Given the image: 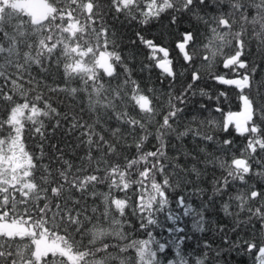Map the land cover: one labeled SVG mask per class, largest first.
Instances as JSON below:
<instances>
[{
    "label": "snow or ice",
    "instance_id": "1",
    "mask_svg": "<svg viewBox=\"0 0 264 264\" xmlns=\"http://www.w3.org/2000/svg\"><path fill=\"white\" fill-rule=\"evenodd\" d=\"M106 12L115 16L122 14L132 20L139 18L142 24L167 14L170 25H177L188 16L207 29V43L203 45L206 54L202 61L211 67L222 64L227 71L215 73L213 79L219 85L238 90L241 103L238 112H224L218 103L214 110L221 113V120L208 123L226 133L234 127L236 134L246 139V144L237 156L231 138L217 142L212 135L191 128L178 133L177 138L192 132L194 137L217 144L222 155L205 161L206 165L211 163L222 170V176L214 178L213 196L235 200L239 211H246L249 219L264 222V190H258L247 179L252 175L264 180V102L257 103L251 98L256 87L255 67H250L246 59L251 54L249 33L257 41V54L264 55V0H108L107 5L102 0H0V111L7 106L6 117L0 118V133L7 129L6 135H0V264H133L131 258L121 255L129 249H135L138 259L134 264H158L152 245L157 244L159 251H164L165 245L152 238L151 233L147 240H131L125 244L104 242L105 237L128 240L123 231L124 221L119 217L125 215L131 197L114 198L112 190L124 191L132 183L137 184L140 196L133 215H139L141 227L157 223L155 213L163 211L169 203L165 190L173 187L165 171L166 165L161 162L165 158V138L176 132L173 122L183 112L182 106L188 103L189 93L195 94L192 89L200 75L193 71L192 83L180 94L169 96L168 110L162 122H157L156 150L145 151V142L152 135L148 123L159 113L152 99L131 79L126 66L125 79L112 87L111 80L117 78L116 65L123 61L103 23ZM137 36L162 76L175 78L169 50L140 33ZM110 44H113L112 50H109ZM175 47L185 62L192 63L200 50L196 32L186 29L179 33ZM61 58L65 84L79 80L81 85L79 88L66 86L60 91L72 96L85 93L88 110L96 118L89 124L73 117L69 128V132H78L76 147L85 153L79 158V165L59 152L55 157L58 167L41 164L38 168L22 141L25 126L30 123L29 131L43 138L41 117H60V113L47 102L43 109L38 107L37 102L42 100L39 94L28 99L29 92L35 90L32 86L39 83L30 69L36 65L47 71L46 62L55 60L59 64ZM104 77L109 80L102 82ZM201 95L206 93L201 91ZM221 97L227 99V92L219 93L218 102ZM137 110L143 114L141 119L134 114ZM113 119L115 128L103 127ZM59 123L57 119V126ZM97 125L110 131V138L98 131ZM122 126H127V134L133 137L137 154L135 158H125L123 165L110 163L113 157L120 155L117 145L124 139ZM229 154L230 160L226 159ZM43 155L41 149L39 158ZM93 163L96 167H92ZM253 163L258 165V170H253ZM132 172L138 174L134 181L129 179ZM192 172L199 178L200 172L195 166ZM157 173L164 176L162 184L157 182ZM182 179L177 175V186ZM105 183L109 193L103 197L102 215L107 226L99 217L92 223L94 217L86 214L87 206L83 203L89 195H96L98 184ZM230 187L235 188L234 194L229 191ZM177 206L184 209L185 216L191 213L199 217L197 221L201 220L200 212H195L183 197L177 201ZM229 206L227 202L222 205L224 212L231 215ZM92 211L95 213L96 209ZM169 219L179 217L170 214ZM182 230L176 229L177 232ZM86 236L88 240L84 243ZM231 247L246 251L253 258V264H264V241L258 246L252 238L241 236L231 242ZM110 248L119 251L110 252ZM180 264L187 262L180 260ZM197 264H203V260Z\"/></svg>",
    "mask_w": 264,
    "mask_h": 264
},
{
    "label": "trees",
    "instance_id": "2",
    "mask_svg": "<svg viewBox=\"0 0 264 264\" xmlns=\"http://www.w3.org/2000/svg\"><path fill=\"white\" fill-rule=\"evenodd\" d=\"M102 3L107 5L108 0H102ZM169 20L170 17L164 14L159 20L142 24L139 22V18L132 20L122 14L115 16L110 12H106L104 15L103 23L109 29V35L114 41L115 51L120 54L123 61V64L116 65L117 78L111 80L112 87L122 83L125 79L126 66L131 79L135 80L145 94L152 99L153 106L159 113L150 123L145 121L148 123L149 132L152 133L145 142V151L156 150L158 144L155 139L157 122H162L163 115L168 110L167 101L169 96L174 97L180 94L187 88L189 83H192L191 75L193 71H198L200 75V79L192 89L195 94L189 93L188 103L182 106L183 112L173 122L176 132L165 138V158L161 162L166 165L165 171L169 175L170 183L173 185L172 188L165 190V195L169 201L168 205L163 211L155 213L156 224L141 227L142 221L139 215H133V208L139 203V186L132 183L124 191L113 189L112 196L114 198L125 199L126 195L131 197L125 207V215L119 217V214L115 213L124 221L123 231L128 235V240L118 241L114 237H105L104 242L125 244L131 240H147L149 239V233H151L152 238L165 245L163 252L159 251L157 244L152 245V249L157 252L158 264H180V260L186 261L187 264H197L201 260H203V264H253V258L246 251L232 248L231 242L243 236L244 238H252L258 246L261 245V242L264 241V229H262L264 222L256 218L249 219V214L246 211H239L235 200L228 201L226 196H213L214 178L221 177L222 170L211 163L206 165L205 161L213 160L215 157L222 155L218 151V145L194 137L192 132L182 138H177V134L184 132L187 128L201 133H208L217 142H222L225 138H231L234 142L235 154L238 156L243 145L246 144V139L237 135L234 127H230L229 132L226 133L220 127L208 123L209 120H221V113L214 110L218 103L224 112H238L241 110L238 90L219 85L213 79L215 73L227 71L223 69L222 64L211 67L202 61L203 55L206 54L203 51V45L207 43L206 36L208 34L203 24H197L194 19L188 16L183 17L177 25H170ZM186 29L196 32V43L200 45L199 53L192 63L185 62L182 55L179 54V50L175 47L179 33ZM137 33L154 40L155 43L169 50V59L172 60L173 70L176 73L175 78L162 76L161 70L155 67L154 62L148 58L149 51L140 43ZM249 39L251 40V54L246 59L250 67L253 65L255 67L253 79L256 82V87L251 92V98L260 103L264 102V84L261 83L264 81V55L257 54V41L252 38L251 33H249ZM112 47L113 44H110L109 50H112ZM225 51L229 52L230 50L226 49ZM158 55L162 56L163 54L159 53ZM85 59H88V57H85ZM218 59H222V57ZM44 67L47 71H42L39 66L32 65L31 75L39 83L32 86L35 90L29 92L28 99L32 100L35 95H41L42 100L37 102L38 107L43 109L45 102H47L57 109L60 117H41L44 123L43 138L39 134L30 132L32 125L30 123L26 124L22 137L25 150L34 156V162L38 168L41 164L58 167L59 164L55 161V157L59 152H62L65 159H70L74 164L79 165L81 162L79 158L85 153L81 148L76 147L78 132H69V128L73 122V117L81 122L87 121L91 124L96 118L95 114L88 110L85 93L80 92L76 96H72L67 92L60 91L66 86L79 88L81 85L79 80L73 81L70 85L65 84L63 58H61L59 64L53 60L46 62ZM108 80L109 78L104 77L102 82ZM201 91L206 95H201ZM221 91L227 92V99L221 97L218 102L216 97ZM15 98L18 102H23L21 98ZM201 104L205 107L201 108ZM6 113L7 106L3 108V111H0V118L6 117ZM134 114L137 119H141L143 116V114L138 113V110ZM194 116L196 117L195 120H193ZM57 119L60 121L59 126H57ZM255 119H258V117H255ZM103 127L113 129L116 127V121L114 119L110 120ZM103 127L97 125V130L101 131L106 138H110V131H104ZM122 132L124 133V139L120 140L117 145L120 155L113 157L110 163L123 165L126 162L125 158L132 159L137 155L133 137L127 134V126H122ZM6 134L7 129L0 133V135ZM139 134L143 135L142 132ZM41 149L44 153L42 159L39 158ZM94 155L99 156L100 154L94 152ZM230 158L231 154L226 157L229 160ZM193 166L199 170V178H197L196 173L192 172ZM92 167H96L95 163ZM140 167L142 168L143 164ZM253 170H258V165L255 163H253ZM39 175L40 172L38 171L37 176ZM177 175L183 177L178 186L176 184ZM137 178L138 174L136 172H132L129 177L132 181ZM156 179L158 183L162 184L164 176L157 173ZM247 179L258 190H264V180L252 175H249ZM236 184L240 186L239 181ZM229 191L234 194L235 188L230 187ZM95 192V196L89 195L83 201L87 206L86 214L94 217L92 223H96L95 217H99V221L107 226V221L104 220L102 214L105 207L103 197L109 193L108 184H98ZM76 195L78 197L79 193ZM181 197L184 198L186 204H191L195 212H200L201 220L197 221L199 217L194 214L190 213L187 216L183 214L184 209L177 206V201ZM210 197L212 198L210 199ZM225 202L230 205L229 212L231 215L226 214L223 210L222 205ZM93 208L96 209L95 213L92 211ZM112 208L114 210L115 206L113 205ZM170 214L174 218L179 217V219L170 220ZM88 227L90 228L91 224ZM177 228L183 230L177 232ZM87 240L88 237H84V243H87ZM170 241L175 243H170ZM109 251L118 253L119 249L110 248ZM121 255L131 258L133 264L138 259L135 249H129L127 253Z\"/></svg>",
    "mask_w": 264,
    "mask_h": 264
},
{
    "label": "bare ground",
    "instance_id": "3",
    "mask_svg": "<svg viewBox=\"0 0 264 264\" xmlns=\"http://www.w3.org/2000/svg\"><path fill=\"white\" fill-rule=\"evenodd\" d=\"M224 87H227V86H224ZM227 88H230V87H227Z\"/></svg>",
    "mask_w": 264,
    "mask_h": 264
}]
</instances>
